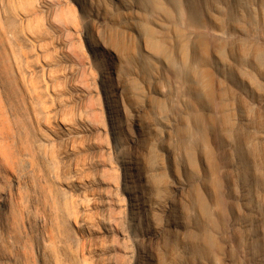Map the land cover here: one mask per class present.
<instances>
[{
  "label": "rangeland",
  "instance_id": "374dc122",
  "mask_svg": "<svg viewBox=\"0 0 264 264\" xmlns=\"http://www.w3.org/2000/svg\"><path fill=\"white\" fill-rule=\"evenodd\" d=\"M0 192V264H264V0H0Z\"/></svg>",
  "mask_w": 264,
  "mask_h": 264
},
{
  "label": "bare ground",
  "instance_id": "6f19581e",
  "mask_svg": "<svg viewBox=\"0 0 264 264\" xmlns=\"http://www.w3.org/2000/svg\"><path fill=\"white\" fill-rule=\"evenodd\" d=\"M60 18L62 19V16H60ZM64 20H66V18ZM102 54L104 55V57H108V58L110 57L109 54H107L105 52H102ZM110 60H111V58H110ZM109 66L110 65L104 63V67L106 68V71H107L106 74L107 75L106 76L104 75L103 81H104V85H106V87L112 88V86L109 84V81H112L114 79V74H113V72L110 71L111 68ZM110 97L116 98L117 96H116V94H113ZM111 104H112V108L118 109L119 107H122V105L117 100H115V104H113V102ZM119 111L120 110H116L117 115L121 116V113H118ZM120 119L117 120V122H120ZM132 188L136 189V188H138V185H134V186H132ZM142 194H144V192H142ZM145 198H146V196L144 197V195L143 196L142 195L141 196L140 195L139 196L136 195V196H134V200H132V202L130 203L131 205L137 206V210L134 212V214H136L138 216V218H140L139 215L141 216V215L145 214L142 209L145 208V206H148V205L145 204L146 201L142 200V199H145ZM7 206H8V194L6 192H0V229H2V230H4L6 228V226H7L6 215H5V212H4L5 209H7ZM180 223L181 222L178 221V220L172 221V224H180Z\"/></svg>",
  "mask_w": 264,
  "mask_h": 264
}]
</instances>
